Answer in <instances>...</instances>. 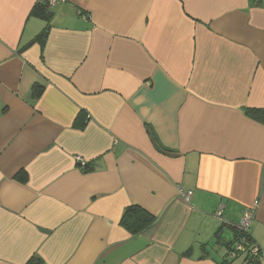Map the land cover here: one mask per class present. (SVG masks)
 Listing matches in <instances>:
<instances>
[{"label": "crops", "instance_id": "obj_1", "mask_svg": "<svg viewBox=\"0 0 264 264\" xmlns=\"http://www.w3.org/2000/svg\"><path fill=\"white\" fill-rule=\"evenodd\" d=\"M38 1L0 0V264H243L247 212L264 253V0Z\"/></svg>", "mask_w": 264, "mask_h": 264}, {"label": "trees", "instance_id": "obj_2", "mask_svg": "<svg viewBox=\"0 0 264 264\" xmlns=\"http://www.w3.org/2000/svg\"><path fill=\"white\" fill-rule=\"evenodd\" d=\"M49 8H52L49 4L47 3L39 4V1H38V4L35 6L33 13L36 16L47 20V22H51V19L49 16L50 12L48 10ZM50 26H51V23L45 29L44 33L38 36L40 39L47 38L48 32L51 28ZM34 91H35L34 93L35 98L38 99L43 93V88L35 86ZM245 113L250 119L264 125V109H261V110L249 109V110H246ZM85 115H86V112H81L82 118ZM78 162L80 163L82 167L83 173L92 172V170L94 169V164L87 163V162L85 163L81 158H78ZM155 223H156V218L139 207L127 208L124 212V215L121 221V225L133 235L140 234L144 232L145 230L150 229ZM233 226L235 227V230L237 231V233H236L235 240H233V242L225 243L227 247L228 256H229V253L231 256H232L231 253H235V252L237 253V250L235 248V246L237 245V242L246 240V242L244 243L246 251L244 253H239L236 256H232V260L238 259L244 256L243 260L246 264H264V253L258 246L254 244V240L250 234V230L248 232H242L239 229V224H235ZM254 251H256V253ZM28 264H45V262L41 258L33 257L28 262Z\"/></svg>", "mask_w": 264, "mask_h": 264}, {"label": "built area", "instance_id": "obj_3", "mask_svg": "<svg viewBox=\"0 0 264 264\" xmlns=\"http://www.w3.org/2000/svg\"><path fill=\"white\" fill-rule=\"evenodd\" d=\"M67 0H39V4L42 3H47L49 4L51 7L60 4V3H64ZM191 197V193L188 194L187 196V200L190 199ZM251 220H252V213L247 212L245 214V216L243 218H241L240 222H239V229L242 232H248L250 230V225H251ZM246 242V240H242L241 242H237V245L235 246L237 253H231L232 256H236L239 253H244L246 251L245 245L244 243ZM256 253V251H254ZM229 256L232 258V256L229 253Z\"/></svg>", "mask_w": 264, "mask_h": 264}, {"label": "rangeland", "instance_id": "obj_4", "mask_svg": "<svg viewBox=\"0 0 264 264\" xmlns=\"http://www.w3.org/2000/svg\"><path fill=\"white\" fill-rule=\"evenodd\" d=\"M241 260V261H240ZM238 261H240L241 263H243L244 264V260L243 259H238V260H236V261H234V262H238Z\"/></svg>", "mask_w": 264, "mask_h": 264}]
</instances>
